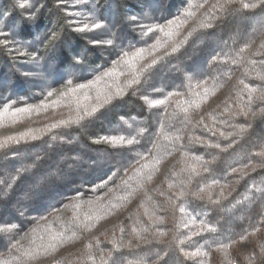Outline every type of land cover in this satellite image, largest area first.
<instances>
[{"label":"trees","instance_id":"obj_1","mask_svg":"<svg viewBox=\"0 0 264 264\" xmlns=\"http://www.w3.org/2000/svg\"><path fill=\"white\" fill-rule=\"evenodd\" d=\"M0 264H264V0H0Z\"/></svg>","mask_w":264,"mask_h":264},{"label":"snow or ice","instance_id":"obj_2","mask_svg":"<svg viewBox=\"0 0 264 264\" xmlns=\"http://www.w3.org/2000/svg\"><path fill=\"white\" fill-rule=\"evenodd\" d=\"M247 7V6H246Z\"/></svg>","mask_w":264,"mask_h":264}]
</instances>
